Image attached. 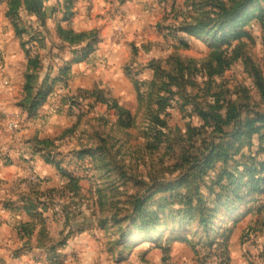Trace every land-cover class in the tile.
<instances>
[{"label":"rangeland","instance_id":"1","mask_svg":"<svg viewBox=\"0 0 264 264\" xmlns=\"http://www.w3.org/2000/svg\"><path fill=\"white\" fill-rule=\"evenodd\" d=\"M10 1L0 66L18 82L37 36L52 88L56 133L33 153L79 179L60 174L72 196L54 204L97 221L120 264H264V0H43V17L30 0L9 17Z\"/></svg>","mask_w":264,"mask_h":264},{"label":"crops","instance_id":"2","mask_svg":"<svg viewBox=\"0 0 264 264\" xmlns=\"http://www.w3.org/2000/svg\"><path fill=\"white\" fill-rule=\"evenodd\" d=\"M13 33L18 40L14 29ZM1 47L7 49L6 44ZM19 49L24 55L20 42ZM8 55H12L11 51ZM78 71L76 67L73 73ZM26 72L27 62L16 82L24 95ZM16 76L12 62L0 66V264H120L117 253L102 236L99 223L86 211L82 218H69V209L54 204L55 193L62 191L68 197L72 194L59 172L33 153L37 144L47 147L53 143L54 119L47 128L42 127L43 115L49 109L47 103L33 119L18 104L11 107V101L17 102L13 96L18 87L14 83ZM80 79L84 84L85 77ZM77 83L75 80L74 85ZM18 120L23 126L21 134L9 130V124ZM32 174L42 179L39 188L31 184ZM31 206L34 210H30Z\"/></svg>","mask_w":264,"mask_h":264},{"label":"trees","instance_id":"3","mask_svg":"<svg viewBox=\"0 0 264 264\" xmlns=\"http://www.w3.org/2000/svg\"><path fill=\"white\" fill-rule=\"evenodd\" d=\"M21 0H11L10 4H9V9L8 12L6 13L7 16L9 17H13L16 14V11L19 8V4H20ZM26 1V0H25ZM46 1H50V0H46ZM37 4V9L36 14L40 16V11L42 10L43 7V0H30V3L27 4V10L31 8V5L34 7V4ZM43 17V16H40ZM14 31L15 34L18 38L24 40V34L23 32L20 31L19 26L16 24V22H14ZM72 34V33H71ZM73 35V34H72ZM37 36H35L34 38H30L28 40V42L26 41H22L21 43V47L26 55V57L28 58V72L25 75V85H24V92L26 94V99L24 101V103L22 104V109L26 110L29 117H35L37 115V111L38 109L46 103L49 94H51L52 92V88L46 86V82H42V83H38V78H37V74H36V70L40 67L41 62L40 59L32 56V58L29 56L28 50H27V43L31 42V39L36 40ZM91 36H89L88 34L85 33H81V34H77L74 35L73 38L70 41L71 44H76L77 42H83L86 38H90ZM31 55V54H30ZM32 70V71H29ZM230 121H232L231 119H229L227 121V123H229ZM47 163L55 165L57 171L59 172V174H61L63 177L69 179V184L67 185V188H70L71 192H78L79 191V179L75 178L72 176V174L67 173L65 170H63L60 166L59 163H53L51 162L49 159L46 160ZM34 206H31L30 210H34L33 209ZM147 221V220H145ZM146 224L148 225V222H146ZM149 231H152V233H154L155 228L150 227ZM23 231L27 234L28 231L23 229ZM139 234L141 235L142 233H145V231L143 229H138ZM131 233V231L129 230L128 232H126L125 234L122 235V238L124 239L125 237H127L129 234ZM149 237V236H148ZM126 240V239H125ZM124 240V241H125ZM146 241H150V239L146 240ZM65 244V242H61L59 245L60 247L63 246ZM165 253V251H163ZM164 261V260H163Z\"/></svg>","mask_w":264,"mask_h":264},{"label":"built area","instance_id":"4","mask_svg":"<svg viewBox=\"0 0 264 264\" xmlns=\"http://www.w3.org/2000/svg\"><path fill=\"white\" fill-rule=\"evenodd\" d=\"M14 128H17V126L15 125ZM31 183H32V184H38V183H40L39 178L36 177V176H33V177L31 178Z\"/></svg>","mask_w":264,"mask_h":264}]
</instances>
